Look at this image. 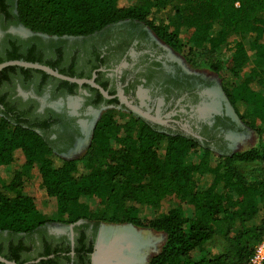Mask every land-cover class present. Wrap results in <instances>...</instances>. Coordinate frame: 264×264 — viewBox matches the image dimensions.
I'll list each match as a JSON object with an SVG mask.
<instances>
[{
  "label": "trees",
  "instance_id": "16d2710c",
  "mask_svg": "<svg viewBox=\"0 0 264 264\" xmlns=\"http://www.w3.org/2000/svg\"><path fill=\"white\" fill-rule=\"evenodd\" d=\"M173 1L17 0L11 15L15 24L57 36H88L136 20L174 49L184 46L180 36L187 34L190 50L209 51L201 62L220 75L230 105L258 142L217 153L111 109L96 123L87 151L67 158L52 151L34 124L6 114L0 117V169L19 167L6 178L0 173V231L31 234L49 222L34 198L23 193L24 169L39 163L38 179L54 199L60 222L130 223L165 233L148 264H249L264 235V171L254 179L245 172L264 165V0H181L175 21L159 24L157 10ZM19 59L10 52L0 63ZM249 64L241 80L240 71ZM84 197L101 201L102 208L92 211ZM163 205L162 215L147 217L148 209ZM216 238L222 250L211 255L207 246Z\"/></svg>",
  "mask_w": 264,
  "mask_h": 264
},
{
  "label": "flooded vegetation",
  "instance_id": "af4514ba",
  "mask_svg": "<svg viewBox=\"0 0 264 264\" xmlns=\"http://www.w3.org/2000/svg\"><path fill=\"white\" fill-rule=\"evenodd\" d=\"M14 2H0V57L16 52L23 60L56 64L59 72H74L71 77L94 78L111 97L88 83L16 66L0 76V117L31 122L52 151L67 158L87 151L96 123L111 109L159 132L192 138L217 153L229 151L236 121L222 85H215L210 75L185 70L168 55L172 48L143 22L119 21L88 36L50 35L15 24ZM121 96L147 117L134 112ZM53 224L31 234L0 231V257L15 264H93L102 223L80 220L66 224L67 229Z\"/></svg>",
  "mask_w": 264,
  "mask_h": 264
},
{
  "label": "rangeland",
  "instance_id": "374dc122",
  "mask_svg": "<svg viewBox=\"0 0 264 264\" xmlns=\"http://www.w3.org/2000/svg\"><path fill=\"white\" fill-rule=\"evenodd\" d=\"M181 0H175L173 2L168 3L164 8L157 10L156 17L157 22L161 25H167L172 21H175V6L182 7ZM264 18V12L261 15ZM187 34L183 33L180 36V42L184 45L179 49L172 48V52L168 53V55L174 59H177L179 62H182L185 70L187 71H195L197 73L210 75L214 81L215 85L221 84L220 75L213 72L210 68H208L202 61V58L206 57L209 51L204 49L200 50H190L189 45L187 44ZM232 52L227 51V57L231 58ZM175 63L171 64L172 67ZM252 65L249 64L240 71L241 80H243L250 72ZM230 108V106H229ZM233 109V107H232ZM230 108V112L235 118L236 127L230 134V149L228 152L240 151L254 146L258 140V134L248 127L244 122H242L237 116L235 110ZM200 154V152H198ZM74 155H70V157L74 158L75 156L79 157L82 153L79 152L78 155L76 153H72ZM19 167V164H14L9 167H3L0 169V173L2 177L6 178L9 175V172L13 169ZM38 167L39 163H36L32 167H28L24 169V188L23 193L27 196H32L35 200L36 205L41 211L45 214V217L48 219V223L54 222V226H61L57 223H63L61 221V217L58 216L57 207L54 199L48 197L45 188L40 184L38 179ZM264 171V165L262 167L251 166L245 169L247 176L250 179H254L260 177V175ZM82 201L89 204V207L92 211H98L102 208V202L96 199H88L82 198ZM191 208L187 207V211L190 212ZM165 212V205L162 207L151 208L146 211V215L149 218H155L162 215ZM57 224V225H56ZM65 224V223H63ZM106 223H102L104 225ZM111 224V223H108ZM106 230L121 231V232H132L136 235V242H129L127 239H116L117 234H113L110 236L111 241L114 244H118L119 250L116 255L115 260H119L120 264L122 262L126 264H148L150 259L156 255L162 248L163 244L166 240V235L163 232H158L153 229H144L137 228V231L133 229H128L126 227L123 228H107ZM118 241H120L118 243ZM124 243L125 247L120 243ZM146 242L142 249L140 248V244ZM122 248V249H121ZM124 249V250H123ZM207 249L211 255L217 254L222 250V241L219 238H216L214 241L209 243ZM115 253V254H116Z\"/></svg>",
  "mask_w": 264,
  "mask_h": 264
},
{
  "label": "water",
  "instance_id": "95a60500",
  "mask_svg": "<svg viewBox=\"0 0 264 264\" xmlns=\"http://www.w3.org/2000/svg\"><path fill=\"white\" fill-rule=\"evenodd\" d=\"M10 66H21V67H25V68H32V69L41 70V71H44L45 73H47L49 75H52L54 77L59 78V79L67 80L69 82H75V83H78V84L88 83L91 86L96 87L97 89H99L100 92L105 97H108V98L111 97V96H109L108 92L102 86H100L99 84H97L94 81V78H92V79H84V78H76V77L67 76V75H64V74L60 73L58 70H55V69L51 68L50 66H47V65H44V64H40L38 62L25 61L23 59H19V60H8V61H4V62L0 63V71H2L4 68L10 67ZM121 98H122L123 103H125L131 109H133L134 112H136V113H138V114H140V115H142L144 117H147L146 116V113H144L138 107L133 106L132 104H130L126 100V98L124 96H121ZM229 106L232 109V106L230 105V103H229ZM59 225L70 227V225H66V224H63V223H59ZM103 227H110V228L111 227L112 228H120V227L123 228V227H126L128 229H133V230L137 231V227H135L134 225H132L130 223L122 224V225H119V224H115V225H112V224H104V225H102V228H101L100 233L98 235L97 246H96V249H95V251H94V253L92 255L93 264H96L97 257L102 253V251H104L105 248L106 249H109L110 248L109 243L107 241L106 242L103 241V239H104L103 238V234H102ZM120 244L123 245V247H125V244L124 243L121 242ZM145 245H147L146 242L141 243L140 244V248L142 249ZM111 259L113 260V258L105 259V263L107 264L109 262V260H111ZM0 261L5 262L6 264H15L13 262H10L8 260H5L2 257H0Z\"/></svg>",
  "mask_w": 264,
  "mask_h": 264
},
{
  "label": "bare ground",
  "instance_id": "6f19581e",
  "mask_svg": "<svg viewBox=\"0 0 264 264\" xmlns=\"http://www.w3.org/2000/svg\"><path fill=\"white\" fill-rule=\"evenodd\" d=\"M107 228H110V227H107ZM112 228V227H111ZM63 229H67V226H64ZM102 234H103V241L104 242H108L109 245H110V248L109 249H104V251H102V253L97 257L96 261H99L100 259L101 260V264H106L105 263V259H108V258H113V260H109V264H120L121 262H118L117 260H115L114 257H116L117 253H118V250L120 249L118 244H114L111 239H110V236L113 235V234H117L116 236V239H124V240H128L129 242H136L137 239H136V235L132 232L128 233V232H121V231H114L113 230H106L103 228V231H102ZM120 241H118L119 243ZM117 252V253H116ZM116 253V254H115ZM117 259V257H116ZM123 264H126L124 262H122ZM99 264V262H98ZM108 264V263H107Z\"/></svg>",
  "mask_w": 264,
  "mask_h": 264
},
{
  "label": "built area",
  "instance_id": "2783aa9c",
  "mask_svg": "<svg viewBox=\"0 0 264 264\" xmlns=\"http://www.w3.org/2000/svg\"><path fill=\"white\" fill-rule=\"evenodd\" d=\"M249 264H264V235L261 241L256 245L250 257Z\"/></svg>",
  "mask_w": 264,
  "mask_h": 264
}]
</instances>
